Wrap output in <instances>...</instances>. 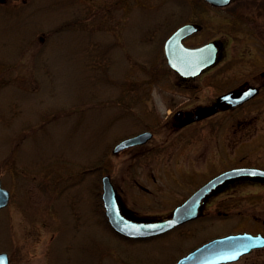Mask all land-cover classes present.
I'll list each match as a JSON object with an SVG mask.
<instances>
[{
    "label": "rangeland",
    "instance_id": "obj_1",
    "mask_svg": "<svg viewBox=\"0 0 264 264\" xmlns=\"http://www.w3.org/2000/svg\"><path fill=\"white\" fill-rule=\"evenodd\" d=\"M257 3L0 0V178L10 190L0 208V252L10 264H172L201 241L119 234L105 214L102 176L111 175L127 207L150 213L226 167L264 161V90L200 123L184 127L175 118L179 108L195 109L226 87L261 81L264 2ZM189 21L201 30L188 45H222L203 80L224 88L188 91L168 65L165 39ZM245 120L247 131L239 125ZM150 128L157 134L148 142L113 151L120 139ZM173 182L186 190H173ZM247 192L264 198L261 189L238 190ZM239 223L211 222L203 236ZM262 259L264 247L241 261Z\"/></svg>",
    "mask_w": 264,
    "mask_h": 264
},
{
    "label": "water",
    "instance_id": "obj_2",
    "mask_svg": "<svg viewBox=\"0 0 264 264\" xmlns=\"http://www.w3.org/2000/svg\"><path fill=\"white\" fill-rule=\"evenodd\" d=\"M216 6L229 4L233 0H206ZM199 29V25L187 22L180 25L166 40L165 50L169 64L183 75H196L205 67L211 66L218 59L219 46L216 41H208L198 46H188L183 39ZM258 87L248 86L238 88L224 93L218 102L210 107L203 108L198 113L184 120L188 123L195 119H200L215 112L222 102L236 105L254 96ZM152 136L151 131H144L119 141L114 151H119L128 146L147 141ZM257 171L253 167H238L227 170L211 180L194 192L188 200L176 207L172 218L159 221H138L128 218L121 208L119 195L111 180V176H103L102 198L110 224L118 232L128 236H148L163 232L183 221L196 216L200 200L221 182L227 179L240 178L246 174ZM260 171V170H259ZM262 171V170H261ZM263 172V171H262ZM10 190L2 185L0 178V208L9 203ZM264 245L263 234H252L250 232H240L216 237L201 246L190 251L181 257L175 264H213L224 261H231L241 254L248 252L251 248ZM8 252H0V264H9Z\"/></svg>",
    "mask_w": 264,
    "mask_h": 264
},
{
    "label": "flooded vegetation",
    "instance_id": "obj_3",
    "mask_svg": "<svg viewBox=\"0 0 264 264\" xmlns=\"http://www.w3.org/2000/svg\"><path fill=\"white\" fill-rule=\"evenodd\" d=\"M220 51H221V45H220ZM219 62H220V60L218 61V63ZM210 71H211V68L205 69L200 74H198L196 76H184L175 70L173 72L177 76L178 83L180 84V86L185 88L188 91H192V90L197 91L201 87H206V86H208V87L217 86V87H213V89L214 88L215 89L224 88L223 86L217 85L214 80H211V81L203 80V76ZM201 77H202V79H201ZM260 79H261V81L255 83V84L250 82L253 80H246V81H244L240 84H237V85H233V86H229V87L225 86L226 88L223 91H220L219 93H214L213 95L211 94L209 96L210 101L208 103L200 104L198 107L195 108L196 110L190 109L189 107L179 108L175 112V118H177L178 123L180 122L184 127H186V126L191 125V124L203 122L204 120L210 118L211 116H213L216 113H221V112L227 111V110L232 111L234 109L242 107L243 105L247 104L252 98H250L249 100L245 101L244 103L236 105V106H233V105H230L226 102H223L218 106L217 110L214 113H212L206 117L200 118V119L192 120L189 123H185V124L182 123L184 120L195 116L198 113V111H200L201 109L214 106L217 103V101L219 100V97L223 93L228 92L232 89L246 88L249 85H254V86H258V88H259L258 92L260 93L262 90H264V72L262 73V76L260 77ZM256 96H254V97H256ZM239 125L240 126L244 125L246 128L245 130L247 131L248 126L250 124L247 125V120H245L244 122H239ZM146 130H149V129H146ZM150 130L153 132V136L151 137V138H153L157 134V128H150ZM143 144H139V145H135V146L138 147V146L143 145ZM135 146H131V147H135ZM131 147H129V148H131ZM126 149H128V148H126ZM240 166H248V167H254L257 169L264 170V161H261L258 159V160L246 162V164L233 165V166L226 167V168L220 170L219 172L214 173V174L210 175L208 178L204 179L202 182L197 184L196 187L191 189L187 193V195H185L180 201L174 203L173 205L169 206L168 208L161 209V211H155V212H150V213H140L139 211L130 209L129 207H127L123 203V200L121 199L122 194L118 190L119 195H120V204H121L122 211L129 218H132V219L138 220V221H159V220H164L167 218H172L175 208L179 204L185 202L198 188H200L201 186H204L207 181H209L210 179H212L213 177H215L216 175L220 174L223 171H226L228 169L235 168V167H240ZM173 183H175V182H173ZM134 184H137V186L143 190L150 191L149 187H147L146 185H144L143 183H141L137 179H136V182ZM246 186L264 190V173L261 171H253V172L248 173L245 176L240 177V178L227 179V180L221 182L219 185H217L211 191L207 192L206 195L200 200L199 206L197 208L196 216L189 218V219L183 221L182 223H180V224H178V225H176V226H174V227H172V228H170L164 232H161L159 234H155L152 236H146V237L132 238V239H152L154 237H163L165 235L168 236L172 233H180V234L186 235V236L189 234H193L194 236L197 235L198 237H200V239L202 238L201 241H199V242L197 241V243L193 244L192 247L187 249V251L185 252V253H187L190 250H193L194 248L202 245L203 243L207 242L208 240H210L212 238L227 235L230 233L248 231V232H252L255 234H257V233L264 234V198L253 199V198L247 197L246 195H249L251 192L243 193L242 194L243 196L240 193H238V190H240L242 187H246ZM182 187H184V186H181L180 182H179V183H175L174 187L172 189L176 191ZM183 189L186 190L185 187ZM173 193H175V192L172 191L171 195ZM253 193L254 194L258 193V191L257 192L254 191ZM171 198L172 197L169 196V199H171ZM163 204H165V203H163ZM230 218H237L240 221V223L236 224L230 228L223 229V230H220L217 232H212L206 236H203L204 230H206V229L210 230L207 226H209L211 222L213 223L216 221L228 220ZM250 221H255L257 223V225L255 227L249 226L248 224ZM258 221L261 224H259ZM199 234H201V235H199ZM262 247H264V246H257V247L251 248L248 252L241 254L236 260L221 262L218 264H233L236 262L237 263L241 262V264H254L253 262H246V261L243 262L241 260L246 255H249L251 252H253L254 250L261 249ZM185 253H183L182 255H184ZM182 255H180L179 257H181ZM256 259H258V258H256ZM262 260L264 261V259H262Z\"/></svg>",
    "mask_w": 264,
    "mask_h": 264
},
{
    "label": "trees",
    "instance_id": "obj_4",
    "mask_svg": "<svg viewBox=\"0 0 264 264\" xmlns=\"http://www.w3.org/2000/svg\"><path fill=\"white\" fill-rule=\"evenodd\" d=\"M253 1H256V2H258V3H263L264 2V0H253ZM257 3V4H258Z\"/></svg>",
    "mask_w": 264,
    "mask_h": 264
}]
</instances>
